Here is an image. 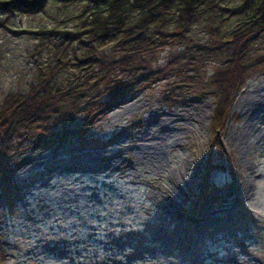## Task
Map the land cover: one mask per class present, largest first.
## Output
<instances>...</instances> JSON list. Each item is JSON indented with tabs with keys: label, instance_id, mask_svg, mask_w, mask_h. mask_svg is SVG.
<instances>
[{
	"label": "rangeland",
	"instance_id": "obj_1",
	"mask_svg": "<svg viewBox=\"0 0 264 264\" xmlns=\"http://www.w3.org/2000/svg\"><path fill=\"white\" fill-rule=\"evenodd\" d=\"M76 12L50 5L16 16V32L0 27V95L25 89L35 69L25 30L72 27ZM204 28L198 22L194 36ZM164 82L111 100L88 126L79 113L63 140L13 154L17 187L10 194L2 183L8 204L0 194V264H264V73L238 92L222 148L211 143V96L169 108ZM204 188L220 197L194 206Z\"/></svg>",
	"mask_w": 264,
	"mask_h": 264
},
{
	"label": "trees",
	"instance_id": "obj_2",
	"mask_svg": "<svg viewBox=\"0 0 264 264\" xmlns=\"http://www.w3.org/2000/svg\"><path fill=\"white\" fill-rule=\"evenodd\" d=\"M50 5H78L79 12L72 27L25 30L34 40L29 55L35 69L25 89L0 95V171L10 173L0 177V193L7 199L2 183L14 191L17 162L11 158L26 143L63 140L79 113V127L88 126L111 100L159 80H165L162 101L169 108L211 96V143L222 148L238 92L252 74L264 73V0H0V27L16 32L10 24L16 16L36 17ZM200 21L201 39L194 36ZM166 48L165 66L154 70ZM218 198L204 191L194 206Z\"/></svg>",
	"mask_w": 264,
	"mask_h": 264
},
{
	"label": "bare ground",
	"instance_id": "obj_3",
	"mask_svg": "<svg viewBox=\"0 0 264 264\" xmlns=\"http://www.w3.org/2000/svg\"><path fill=\"white\" fill-rule=\"evenodd\" d=\"M260 89H264V87H259Z\"/></svg>",
	"mask_w": 264,
	"mask_h": 264
}]
</instances>
